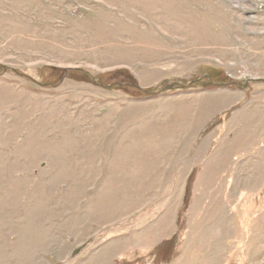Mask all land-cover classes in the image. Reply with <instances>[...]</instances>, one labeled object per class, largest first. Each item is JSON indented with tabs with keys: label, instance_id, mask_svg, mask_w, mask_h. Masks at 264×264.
Returning <instances> with one entry per match:
<instances>
[{
	"label": "rangeland",
	"instance_id": "1",
	"mask_svg": "<svg viewBox=\"0 0 264 264\" xmlns=\"http://www.w3.org/2000/svg\"><path fill=\"white\" fill-rule=\"evenodd\" d=\"M0 264H264V0H0Z\"/></svg>",
	"mask_w": 264,
	"mask_h": 264
}]
</instances>
